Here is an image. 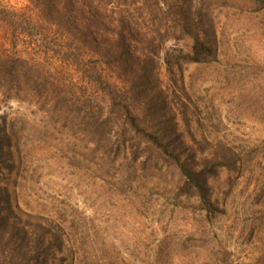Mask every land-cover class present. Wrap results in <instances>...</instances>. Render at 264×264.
<instances>
[{
	"label": "rangeland",
	"instance_id": "374dc122",
	"mask_svg": "<svg viewBox=\"0 0 264 264\" xmlns=\"http://www.w3.org/2000/svg\"><path fill=\"white\" fill-rule=\"evenodd\" d=\"M194 3L216 60L188 64L189 40L168 42L126 92L163 132L175 123L174 151L209 173L216 214L185 194L171 161L127 142L122 106L54 59V100L1 108L17 134L6 181L29 237L42 239L40 264H264V0ZM106 116L114 124L96 130Z\"/></svg>",
	"mask_w": 264,
	"mask_h": 264
},
{
	"label": "trees",
	"instance_id": "16d2710c",
	"mask_svg": "<svg viewBox=\"0 0 264 264\" xmlns=\"http://www.w3.org/2000/svg\"><path fill=\"white\" fill-rule=\"evenodd\" d=\"M13 1L17 0H0V264H40L46 254L42 239L34 241L22 225L7 185L8 171L15 166L17 134L8 127L9 114L1 115V108L14 100L24 102L25 97L36 99V105L39 100L42 104L54 100L59 87L54 59L76 67L111 105L122 106L119 116L129 134L127 142L139 141L148 153L171 161L184 178L185 194H194L203 211L216 214L209 173L199 169L192 156L186 161L174 151L182 143L175 123H169L172 135L163 132L161 123L135 114V99L126 92L127 85L132 89L135 75L145 72L168 42L189 40V52L181 50L188 64L216 60V43L207 39L198 21L195 0H24L26 5L20 8L21 3ZM97 123L96 130L112 126L114 120L106 116ZM111 126L109 137L114 133L115 125ZM121 147L114 150H130L136 159L142 150ZM214 157L220 166H229L223 162L228 164L230 156ZM231 158L233 166L241 169L243 161L235 155Z\"/></svg>",
	"mask_w": 264,
	"mask_h": 264
}]
</instances>
